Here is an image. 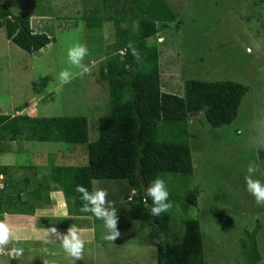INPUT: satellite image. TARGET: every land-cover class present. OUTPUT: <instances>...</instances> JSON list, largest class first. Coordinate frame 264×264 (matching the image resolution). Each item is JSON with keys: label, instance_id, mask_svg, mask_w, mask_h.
Returning <instances> with one entry per match:
<instances>
[{"label": "rangeland", "instance_id": "obj_1", "mask_svg": "<svg viewBox=\"0 0 264 264\" xmlns=\"http://www.w3.org/2000/svg\"><path fill=\"white\" fill-rule=\"evenodd\" d=\"M1 1L15 15H29L31 24L53 29L56 41L40 55L31 54L11 42L5 28L0 26V111L34 117L86 116L90 140H95L99 117L110 111V95L107 85L99 78V71L106 53L104 41L113 39L108 23L91 29L82 17L85 11L98 5L96 0ZM166 1L181 24L179 29L173 26L175 30H161L157 35L165 53L163 60L166 55L164 61L175 56L172 61L178 64L174 73L168 69L171 60L168 64L163 61L167 67L162 72L167 78L164 88L168 89L171 83L183 84L186 78L233 80L249 87L232 124L214 128L203 115L192 116L189 131L194 174L191 178L201 192L196 207H181L176 203V217L171 222L174 236L170 240L181 241L183 219L197 218L203 232L206 264H234L241 261L240 240L244 233L259 224L257 240L262 256L259 264H264V205L256 204L244 183L249 163L258 168L253 178L264 183V159L259 156L264 150V0ZM76 43L88 49L82 61L89 66L88 73L81 74L67 59L68 49ZM61 70L73 73L70 83L62 86L57 79ZM26 104L24 110H17ZM1 147L5 150L0 152V164L9 167L4 174L6 180L21 182L28 177L30 187L38 180L45 181L53 163H88V153L82 145L18 139L3 141ZM165 183L169 189L171 185ZM53 185L47 186L53 188ZM92 187L106 190V200L116 210L120 235L114 241L104 239L106 230L94 216L73 215V201L55 188L50 191L52 195L49 192L42 196L44 202L36 210L54 213L47 211L57 207L47 195L58 196L55 201H62L63 207L56 215L28 211L30 214H23L25 222L29 221L27 225L19 218L13 221V214L2 221L12 235L8 244L0 246V264H157L156 247L146 242L149 228H141L140 221L129 217L128 197L133 196L134 190L128 180L95 179ZM14 208L23 211L22 207ZM73 227L84 241L81 257L75 262L59 243ZM53 228L55 232L51 231ZM12 248L22 249V254L9 257Z\"/></svg>", "mask_w": 264, "mask_h": 264}, {"label": "trees", "instance_id": "obj_2", "mask_svg": "<svg viewBox=\"0 0 264 264\" xmlns=\"http://www.w3.org/2000/svg\"><path fill=\"white\" fill-rule=\"evenodd\" d=\"M95 2L98 5L82 15L87 27L99 29L108 23L113 35L112 41H104L107 43L106 53L99 71V78L107 85L110 95V111L97 121V138L90 140L86 116L34 117L0 111V152L5 150L1 143L6 140L63 142L85 146L88 163H53L45 181L38 180L31 187L28 177L21 182L7 179L10 183L0 190V222L6 218L4 213L12 212L10 208L14 206L22 207L24 212L21 213H34L44 202L42 196L55 188L73 201V215L91 216L81 211L82 201L76 186L82 185L93 191L95 179L125 178L135 191L128 201L129 217L140 221L141 228H149L146 242L156 247L157 264H206L199 219H183L181 241L170 240V236H174L171 222L176 217V203L181 207H196L201 192L191 178L194 163L189 122L193 118L191 114H201L214 128L232 124L239 115L249 87L233 80L186 78L183 84L171 83L165 89L167 78L162 72L167 67L164 63L171 60L172 68L168 69L174 73L178 64L172 61L175 56L164 61L168 58L166 55L163 60L165 53L157 35L161 30L179 29L181 24L167 1ZM0 26L5 28L11 42L31 54L40 55L44 48L56 41L53 29H41L38 23L31 24L29 15H15L1 0ZM132 49L137 56L132 54ZM26 106L21 105L17 110H24ZM259 156L264 159V150ZM8 168L0 166V171L7 174ZM158 176L171 185L168 191L172 207L159 216H152L145 205L140 180L147 185ZM51 183L53 188L47 186ZM13 192L17 193L16 197ZM47 199L51 201L48 195ZM260 227L258 224L252 231L244 233L240 240L241 261L234 264L261 262L257 240Z\"/></svg>", "mask_w": 264, "mask_h": 264}, {"label": "clouds", "instance_id": "obj_3", "mask_svg": "<svg viewBox=\"0 0 264 264\" xmlns=\"http://www.w3.org/2000/svg\"><path fill=\"white\" fill-rule=\"evenodd\" d=\"M246 51L251 52V49H246ZM132 54L134 56L138 55L135 49H132ZM87 55V47L80 43L74 44L67 51V59L69 63L76 69H79L81 74H85L90 71L89 66L82 63L84 57ZM72 78L73 73L69 70H61L57 77L61 86L70 83ZM257 171L258 168L255 164L249 163L247 165L246 175L244 177L245 188L246 191L254 198L257 205H264V183H262L259 179L253 178ZM141 181L142 180H140V182ZM7 183L8 182L4 177V173L0 171V190L4 189ZM145 186V205L148 208L150 215L159 216L161 213L167 212L172 207V203L169 199V191L165 180L162 177L158 176L154 178ZM75 190L80 194V200L82 201L81 211L84 213H90L96 219L100 220L106 230L104 239L107 241H114L120 233L117 231L116 227V210L112 206V202L106 200L108 195L107 191L102 188L89 191L82 185H77ZM7 193H9V191H7ZM50 195H52V192H50L49 196ZM133 196L128 197V201L131 200ZM10 209H12V212L8 211L4 213L6 218L9 217V214H13L14 216L25 214L19 212L14 207ZM51 231L55 232V229L53 228ZM11 235L12 233L9 227L5 223L0 222V246L8 244ZM59 243L63 251L69 257L73 258L74 262L80 259L81 252L84 248V241L78 235L75 227L68 229L67 233L62 236ZM21 254L22 249L18 248H12L8 251V255L11 258L19 257Z\"/></svg>", "mask_w": 264, "mask_h": 264}, {"label": "crops", "instance_id": "obj_4", "mask_svg": "<svg viewBox=\"0 0 264 264\" xmlns=\"http://www.w3.org/2000/svg\"><path fill=\"white\" fill-rule=\"evenodd\" d=\"M5 165L6 164H0V166H5ZM60 195H62V192ZM57 198H58V196H55V197L51 196V200L53 201V204L55 203V206H57V207H55L54 210H51V209L47 210V211H54V213H45L44 211L36 210L37 214L43 215V216H50V215L54 216V215H56L59 211H61V208L63 207L62 201L59 200L60 201L59 203L55 201V199H57ZM57 208H59V210H57ZM14 218H19L21 220V223H23V224L26 223V225H27L29 223L28 220H26V222H25L26 217L23 215H17V216H14L13 219ZM13 221H15V219Z\"/></svg>", "mask_w": 264, "mask_h": 264}, {"label": "water", "instance_id": "obj_5", "mask_svg": "<svg viewBox=\"0 0 264 264\" xmlns=\"http://www.w3.org/2000/svg\"><path fill=\"white\" fill-rule=\"evenodd\" d=\"M192 116H194V114H191V117ZM141 183H142V185H143V190H144V193H145V188H146V186H145V184L141 181Z\"/></svg>", "mask_w": 264, "mask_h": 264}]
</instances>
